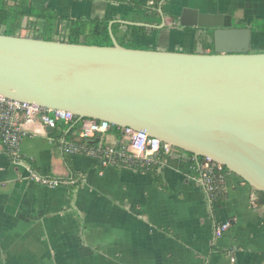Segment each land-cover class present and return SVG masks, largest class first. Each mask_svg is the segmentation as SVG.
I'll use <instances>...</instances> for the list:
<instances>
[{
  "label": "crops",
  "instance_id": "0c3cea01",
  "mask_svg": "<svg viewBox=\"0 0 264 264\" xmlns=\"http://www.w3.org/2000/svg\"><path fill=\"white\" fill-rule=\"evenodd\" d=\"M26 1L28 13L158 26L135 39L159 50L176 46L169 51H183L177 48L194 36L179 26L185 8L231 16L234 26L236 21L252 31L264 20V0H160L165 21L161 13L147 12L158 0ZM43 27L30 15L18 31L33 37ZM81 128L76 122L51 128L25 121L20 158L0 145V264H232V256L236 264H264V205H256L257 190L239 175L227 171L223 197L212 201L200 166L176 149L158 166L161 184L140 165L68 153L64 142L82 139ZM119 137L109 130L98 142L118 146ZM34 169L69 183L42 184L32 178ZM224 222L230 228L216 237V226Z\"/></svg>",
  "mask_w": 264,
  "mask_h": 264
},
{
  "label": "water",
  "instance_id": "95a60500",
  "mask_svg": "<svg viewBox=\"0 0 264 264\" xmlns=\"http://www.w3.org/2000/svg\"><path fill=\"white\" fill-rule=\"evenodd\" d=\"M117 22L158 27L111 20V46L0 32V94L145 131L264 192V53L251 52V27L185 8L180 27L215 30L214 53H189L122 46Z\"/></svg>",
  "mask_w": 264,
  "mask_h": 264
},
{
  "label": "built area",
  "instance_id": "2783aa9c",
  "mask_svg": "<svg viewBox=\"0 0 264 264\" xmlns=\"http://www.w3.org/2000/svg\"><path fill=\"white\" fill-rule=\"evenodd\" d=\"M74 118L75 115L67 110L50 109L37 103L9 99L0 94V145L4 146L8 153L16 158L19 156V148L23 137V123L25 121L40 122L45 126L54 128L60 122H73ZM111 127L112 124L107 121L84 119L80 136L86 141L96 137V135L103 137ZM121 130L118 146H105L99 141L97 145L90 147L66 141L64 142V148L70 154L81 153L96 156L102 160L103 164L130 165L134 163L142 168H148L158 162L161 149H164L165 154L174 149L171 144L162 142L159 138L151 136L145 131L130 127L121 128ZM200 170L204 187L209 194V198L212 199L215 185L220 186L224 183L223 165L206 157L200 166ZM31 176L36 181L49 186L69 183L68 180L47 178L35 172H32ZM229 228V222L217 225L215 229L216 237L223 236ZM231 262L236 264L235 257H231Z\"/></svg>",
  "mask_w": 264,
  "mask_h": 264
},
{
  "label": "trees",
  "instance_id": "16d2710c",
  "mask_svg": "<svg viewBox=\"0 0 264 264\" xmlns=\"http://www.w3.org/2000/svg\"><path fill=\"white\" fill-rule=\"evenodd\" d=\"M158 0L153 6L151 7H146L147 8V12H149L150 15L155 16V17H159L160 16V12L157 8L158 4H159ZM131 3H133L131 1ZM134 6L138 7V8H142L145 6H141V4L138 3H133ZM28 5H30V2L26 1V0H21L18 4L16 5H12L10 3V0H0V27L2 26H6L7 31H5V34L8 35H17V30H19L22 26V22L25 16H30L33 15L34 17H36V19L43 21L44 23V31H47L48 29L52 30L53 32L55 31L56 33H62L63 31V35L64 38L60 39L62 41H66V42H71V43H81V44H89V45H99V46H111L113 45V41L109 32V23L112 20L109 18H105V17H95V18H91V19H86V18H58L54 15H49L46 13H41L38 14L37 12H34V10L31 11V13L24 11V8L27 7ZM62 21H65V25L64 27L61 26L60 23H62ZM258 24V23H255ZM254 24V25H255ZM260 30L264 29V27L262 25L257 26ZM194 28L192 27H187L185 28V30L189 31L192 30ZM205 37L204 40H206L207 43H210L211 46L214 49V43H213V30L211 29H205ZM149 31L148 28L144 27V26H136V25H128V27L126 29H124V25L120 22H117L113 25V32L118 40V42L125 47L128 48H135V49H155L151 48V47H143L144 45L139 42L138 40H136V36L138 35H146L147 32ZM253 31H257L256 27L254 29L253 26ZM41 34L37 33L35 35H33V37L35 38H42V39H47V40H54L56 38L52 37L50 35V37H40ZM210 39V40H209ZM76 122V128H80V126L83 123V120L79 121L78 117L75 116L73 123ZM72 123V122H70ZM111 131L115 132L118 136L121 137V128L112 125ZM98 136L96 135V137L90 139V140H85L84 138L75 141L74 143L76 144H84L87 146H95L97 145L98 142ZM175 149V148H174ZM177 150V149H176ZM178 152L184 154L187 156V158L184 157L185 160H188L190 163L192 164H196L198 166H201L205 160L206 157L200 156V157H196L193 153L191 152H186L182 149H178ZM165 156V152L164 149H161L160 152V159L158 162H156L155 164H153L152 166L148 167L149 170H151V172L154 175V179L158 182V183H162L160 176L158 175L157 169L158 166L161 162V160L163 159V157ZM16 158H20V157H16ZM118 165V164H117ZM127 165V164H125ZM130 165H135L134 163H131ZM227 171H229L227 169V167L223 166V173H226ZM33 172L43 176V177H47L50 178V176L46 175L45 173H42L40 171L37 170H33ZM220 173V172H219ZM257 198L255 199V203L256 205H264V192L262 191H257ZM221 197H223V185H215V189L212 192V201H217L220 202L221 201Z\"/></svg>",
  "mask_w": 264,
  "mask_h": 264
},
{
  "label": "rangeland",
  "instance_id": "374dc122",
  "mask_svg": "<svg viewBox=\"0 0 264 264\" xmlns=\"http://www.w3.org/2000/svg\"><path fill=\"white\" fill-rule=\"evenodd\" d=\"M256 23H258V24L254 25V29L256 27V30H258L259 28L257 26H259V25H262L264 27V20L257 21ZM235 24H236L235 26L241 27V24H237L236 21H235ZM6 28L0 30V32L5 33V31H7ZM198 29L199 28H194L192 30H189V31H191L190 33L194 34L193 38L191 39L190 42L184 43L183 45H180L177 49L183 50L184 52H190V53H210V52H212L214 50L213 47L211 46L210 43H207L206 40H204L202 38V36H200L197 33ZM19 32L20 31L17 30L18 35H19ZM63 32L62 33H59V32L56 33L55 31L53 32L52 30L48 29L47 31L41 32L40 37H50V35H51L52 37L56 38V40H60V39L64 38ZM260 33H261V35H258L256 32L253 33V35H252V43H251V52L252 53H264V29L262 31H260ZM143 45H144L143 47H146V46L151 47V48L155 47L154 45L151 46L148 43H144ZM173 48H176V46L174 47V46L170 45L168 48H165V49L167 51H169V50H172ZM155 49H157V48L155 47ZM175 149L178 150V148H175Z\"/></svg>",
  "mask_w": 264,
  "mask_h": 264
},
{
  "label": "flooded vegetation",
  "instance_id": "af4514ba",
  "mask_svg": "<svg viewBox=\"0 0 264 264\" xmlns=\"http://www.w3.org/2000/svg\"><path fill=\"white\" fill-rule=\"evenodd\" d=\"M214 31H215V30H213V33H214ZM205 32H206L205 29H201V28H199V29L197 30V33H198L200 36H202L203 39H204V37H205ZM210 53H214V50H213L212 52H210Z\"/></svg>",
  "mask_w": 264,
  "mask_h": 264
}]
</instances>
